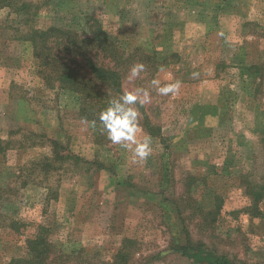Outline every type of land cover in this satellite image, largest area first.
Segmentation results:
<instances>
[{
    "label": "rangeland",
    "instance_id": "obj_1",
    "mask_svg": "<svg viewBox=\"0 0 264 264\" xmlns=\"http://www.w3.org/2000/svg\"><path fill=\"white\" fill-rule=\"evenodd\" d=\"M21 1L41 4L27 26L60 19L83 37L92 17L153 57L129 81L135 54L119 88L150 92L136 107L153 152L133 164L99 123L83 130L77 98L44 85L17 38L26 26L0 8V264L24 256L38 226L92 264H108L123 239L136 245L131 264H191L174 250L186 240L264 264V0ZM153 79L182 81L180 94L158 95ZM254 193L257 217L243 211Z\"/></svg>",
    "mask_w": 264,
    "mask_h": 264
},
{
    "label": "trees",
    "instance_id": "obj_2",
    "mask_svg": "<svg viewBox=\"0 0 264 264\" xmlns=\"http://www.w3.org/2000/svg\"><path fill=\"white\" fill-rule=\"evenodd\" d=\"M47 2L48 0L44 4L47 5ZM40 5L21 0H0V8L12 9L16 16H20L18 24L26 26L20 33L15 29L19 33L17 38L29 43L31 56L37 64V74L44 85L51 89L55 86L74 95L77 98L79 118L86 117L91 121L97 119L99 112L108 106L109 101L121 95V79L135 54H138V62L154 64L153 57L137 49L128 51L92 17L83 18L87 32L83 37H79L68 24H62L60 19L59 25L42 28H36L32 24V27L27 26L30 22L34 23ZM52 146L55 144L52 143ZM257 200L258 194H252L251 206L243 211L253 217L259 216L261 213L256 206ZM214 202L212 212L216 213L219 207L217 201ZM135 247L134 241L123 239L108 264L133 263ZM174 250L189 259L191 264H244L216 255L199 242L191 243L186 240L183 244L176 245ZM95 257V254L88 256L82 249L64 251L60 244L48 239L46 228L38 226L36 233L25 239L24 256L12 258L8 264H92L88 260Z\"/></svg>",
    "mask_w": 264,
    "mask_h": 264
},
{
    "label": "clouds",
    "instance_id": "obj_3",
    "mask_svg": "<svg viewBox=\"0 0 264 264\" xmlns=\"http://www.w3.org/2000/svg\"><path fill=\"white\" fill-rule=\"evenodd\" d=\"M222 35V33H220ZM146 71L143 63H134L127 76L129 81L140 78L141 73ZM161 66L158 72H163ZM198 73H192V78H198ZM152 86L160 96H178L182 87V81L176 80L173 83H167L161 86L159 79L151 81ZM151 103L150 92L142 87H137L134 91L123 92L118 97H114L109 101L108 106L99 112L97 119L89 121L86 117H82L80 124L83 130L89 127L95 129L97 120L99 121L102 134L106 135L108 141L113 145H118L122 149L131 153V162L133 164H144L149 156L152 155L151 137L144 136L138 138V133L142 131L140 127L141 113L136 105L141 107Z\"/></svg>",
    "mask_w": 264,
    "mask_h": 264
}]
</instances>
